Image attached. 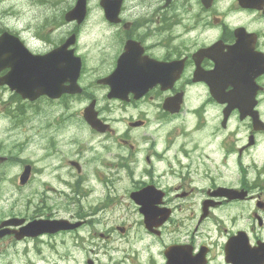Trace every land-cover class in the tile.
I'll return each instance as SVG.
<instances>
[{"label": "flooded vegetation", "instance_id": "flooded-vegetation-1", "mask_svg": "<svg viewBox=\"0 0 264 264\" xmlns=\"http://www.w3.org/2000/svg\"><path fill=\"white\" fill-rule=\"evenodd\" d=\"M143 1L148 2V4L142 6L141 2ZM136 2L139 4L138 6ZM143 13H147L145 17H149L150 26L141 24L140 18ZM109 26L122 35V40L135 39L141 42L145 53L151 58L166 64L183 59V72L170 90L154 89L146 92L145 96L141 98H136L130 93L124 100L109 99L107 94L102 95L97 92L85 95L86 102L95 101L101 120L109 124L111 128L101 134L87 126L89 133L98 136L96 142L101 145V150L107 153L110 152V149L104 145V139L118 137L117 149L110 154L111 159L118 162L116 169H120L121 174L127 177L128 183L135 177L137 181H134L133 185L125 192V201H121L123 197L119 198L118 196H113L111 199V194L108 191L103 201H99V204L95 205V199L89 196L92 189L87 188V186L83 189L79 186V183L84 182L85 178L84 183H87V177H83L81 172L75 171L77 179L73 184L72 181L57 175L64 173L59 170H67L62 169L63 165L59 164L51 171L52 186L47 181L45 163L44 168L32 169L25 185V193L33 189L31 180L34 172L39 173L42 189L37 188L32 197H25L26 205L30 203L33 205V213L30 215L27 212L24 215L25 221L64 219L75 223V226L72 229L65 228L55 233H44L34 239L25 238V263L41 264L39 262L41 261L42 264H133L129 252L136 253L141 250L146 254L142 264H157V255L162 256L163 264H166L164 251L173 244L190 243L194 251L197 252L204 245L213 247L218 243L223 244L227 238L240 230L249 233L253 229V219L258 220L259 225L263 226L264 220L261 219L260 214L264 215V207L260 213L253 208L251 212L246 214V217L244 215L241 219L242 226L223 229L219 233V236L223 238L216 240L214 244L213 242L205 244V240L198 242L200 233L198 229L205 220L196 217L191 232L188 227L179 231V227L172 224V213L166 223L159 227L152 226V231H149L139 212L140 206L130 196L132 192L139 191L146 186H153L163 193L160 206L173 211L182 207L191 208L192 205H195L192 208H196L195 199L199 194L202 195L198 203L200 208L203 201L207 199L204 195H208L209 190L215 188L214 183L197 178L200 177L205 166L204 156L200 153L199 146L195 145L190 150L187 145L181 146L178 141L169 140L157 134L158 123L156 120L159 114L166 116L168 120L182 116V113L178 115L166 114L160 110L166 97L181 91L184 92L185 97L198 95L199 90L194 88L199 87V84L193 82L195 54L197 55L199 50L206 45L214 41L233 44L236 40V31H242L254 35L253 49L264 55V0H242V2L240 0H209L208 6L203 3V0H171L167 6L164 5L163 0H125L120 10L119 24ZM207 33L213 35V39L205 40ZM207 38L209 39L208 36ZM208 41L209 43H207ZM124 44L125 42L120 43V45ZM199 59L203 69L211 68L210 60L204 57ZM168 74H173L170 67L166 72V75ZM256 82L259 86L256 108L259 114L263 115L264 74L258 76ZM214 104V109L217 112L221 111L217 118L219 123L224 106L216 102ZM156 108L155 119L151 112ZM187 109L191 110L189 107ZM111 110H117L119 113V118L114 120V123L111 122V117L108 114ZM231 116L235 117L242 127L249 126L251 130L249 132L244 131L246 135L253 133L254 128L249 117L241 120L237 110H233ZM214 120L215 118L211 119L212 122ZM68 129L55 122L46 123L44 131L40 133L45 141L42 147V161H54L63 156L64 153L61 148H58L60 143L72 146L74 139L68 137L70 135ZM219 129L222 130V126H219ZM238 141L239 136L235 132L229 139L230 147L224 149L226 152L224 157L235 163V171L241 169L240 179H236L234 183L227 186L244 190L247 195L241 201L210 199L214 203V209L217 210L229 208L237 203L255 207L261 205L259 200L264 197L263 185H259L258 180L256 183L253 180H248V176L252 174V166H247L248 160L245 159V166L242 167L243 159L227 154L229 151H237L241 157L243 152L249 148L244 142L238 145ZM221 143V140L217 141V153L215 155L217 160L222 158ZM74 151L76 155L82 153L81 148H75ZM5 153L8 154L9 159L12 158L13 155L10 151ZM72 159L75 158L72 156L66 158V163L70 167L72 166L69 162ZM109 171L107 169V171H103L101 176H98L96 182L99 185L109 183V177H105ZM194 176H197L196 178L202 188L193 181ZM218 185L221 184L217 183L216 187ZM257 186L259 189L256 188ZM47 191L57 194L65 202L58 208L48 206L46 203ZM117 198L120 201H116V204L122 206L121 209H125V211L113 213L110 205ZM157 203L155 197L154 201L150 202V206L156 207ZM74 208H76L75 211ZM175 231L178 234L176 238H174ZM46 253L57 255V257L54 258L53 262L45 257L36 260L29 258ZM180 255H184V253H180ZM175 260L179 262L180 256L174 258ZM137 264L141 263L138 262ZM213 264L224 263L219 257V260H214Z\"/></svg>", "mask_w": 264, "mask_h": 264}, {"label": "rangeland", "instance_id": "rangeland-1", "mask_svg": "<svg viewBox=\"0 0 264 264\" xmlns=\"http://www.w3.org/2000/svg\"><path fill=\"white\" fill-rule=\"evenodd\" d=\"M55 1H57V5H51L52 0H0V12L4 16H6V20H3L1 24L7 23V25L12 29L18 30V35H20L22 38L25 37V40L30 43L31 47H33L34 50H39L40 47L46 49L47 45L54 44L52 43V41L58 43L61 38H64L66 36V33L69 30V27L65 24L61 26L58 25L61 24L60 15L62 14L63 9L67 5H72L73 1L63 0V2L60 3L59 0ZM91 2L94 3L95 0H91ZM89 12V23L88 25H84L86 26L84 29L81 28V30L79 31L80 37L77 41V49L83 54V56H85L86 59L88 58V60L86 61L87 66L92 65L97 56L107 54V51L109 49L108 47L111 44L117 42V36L115 34L110 33L105 28H102L103 22L101 19V15L99 14L98 5H95V7L91 8ZM93 26L97 30V34L92 29ZM112 37H115V39H113ZM95 39L98 40V44L97 47L93 48L91 47L90 43H92ZM3 93H5V91L0 89V140L2 141L1 144H4L0 148H2V151L13 149L14 142L12 138H16L17 141L20 142L23 141L25 137V147L21 150V154H19V157L25 158V160L30 163L32 162L31 164L35 168L39 169V167H41L42 165V162L38 161L39 148L37 145V141L35 140L36 136L33 137L32 134L39 136V131H44L42 127H45L46 122L54 119H48L50 114L48 108H45L44 101H38L37 103L32 105L25 103V107H23L20 103H16L15 101H13V99L7 102L6 94ZM74 104L75 105L70 108V111L71 113H76V116L72 115L67 120V122H70L72 126V121L79 117L78 111L82 107L80 106V104H78V102ZM6 112H8L9 116L6 114ZM55 121L60 125L65 121V119L56 118ZM13 122L14 124H19L18 127L23 132L22 134H19L16 129H4V127L10 126ZM8 131H11V133H8ZM81 133L83 132H80L78 129H76V131H73L72 129L70 135L74 139H76V144L71 147L61 144L59 147L61 148L65 157L70 154V148L73 149L77 145L84 148L81 157L78 159L84 166V172L82 173V176L86 177V174H88L87 183H84L86 178L84 179V182L81 181L79 183V186L85 189V186L88 187V185H90L89 183L95 180L96 174L100 168L98 170L91 171L90 169L101 167L103 165V156L101 154V151H97L93 154L90 152H85V150L88 151L89 146L93 148H99V144L96 141L89 142L90 137H85ZM259 138L260 140H264V134L260 135ZM32 139H34V141H32ZM216 142L217 139H215V137L212 138L211 135V138L206 143V145L213 146ZM40 143L44 144L43 139L40 140ZM19 163L20 160L15 159L8 166L1 169V171L4 172V183L0 196V218L8 214L20 215L26 214L27 212L31 215L33 213V205L32 203L26 205L25 197H32L37 188L42 189L39 186L41 183L39 181L38 175H36V177L33 179L34 181L31 186L33 189H30L26 193L25 189H16V177L18 172L20 171L21 166L19 165ZM257 163L260 164L258 160ZM262 164L263 161L261 165ZM210 169L211 165L208 164L207 170L210 171ZM59 171L64 172L61 174H57L59 177L68 179L74 184V181L77 179V177L73 169ZM109 173H112V170H110ZM114 173L116 174L117 172L114 171ZM217 174H221L220 182L222 183L229 182L230 180L233 181L231 173L229 174L222 168L218 170ZM217 174H215L216 177ZM134 181H137L136 177L126 186L127 183L125 179L120 177L119 183L113 190H110V194L112 195L118 189L119 191H121L120 187H124L123 191L125 189V186L129 189L133 185ZM51 185L53 184L51 183ZM93 193L95 195V202L102 201L106 194V192H98L95 190H93ZM195 201L198 203L199 198H196ZM63 202H65L64 199L60 198L57 194L53 192H46V203L48 206H51L52 208H58ZM88 203L91 202L88 201ZM192 207H195V205H192L191 208ZM75 210L76 208H74V211ZM189 210V208H185L175 213L174 220L177 223L176 227H178L179 222H182L181 219H184L187 222L186 218L190 214ZM193 211L194 209H191V212ZM232 211L241 212L242 210H240L239 208H227L216 211V215H212L213 217H211L210 220H207L206 226L201 227L200 230H202V232H200L198 235V242L207 240V242H213L214 244L220 229L231 228V226H228V220L229 224H232L231 219H229ZM215 222H219L221 226L220 229ZM188 223V228L190 231L193 225V221L189 220ZM185 228H187V226L182 225L179 231L184 230ZM176 233L177 231H175L174 233V238L178 236V234ZM217 251L218 246L215 247V252H213L212 255ZM129 253L131 255L130 260L133 261V264H137L138 262L142 264L143 260L146 257L145 252L141 250H138L136 253H134L133 251ZM47 259L51 262H53L54 260L52 256H48ZM156 259L157 264H163V260L160 255L159 257H156ZM215 259L219 260V257L215 256ZM25 262V241L15 242L4 240L0 243V264H25ZM39 262L42 264L41 261Z\"/></svg>", "mask_w": 264, "mask_h": 264}, {"label": "water", "instance_id": "water-1", "mask_svg": "<svg viewBox=\"0 0 264 264\" xmlns=\"http://www.w3.org/2000/svg\"><path fill=\"white\" fill-rule=\"evenodd\" d=\"M82 7L83 10L79 13L78 9L81 11ZM83 13L84 0H79L77 9L69 12L66 18L67 20L71 18L79 19L83 16ZM18 43V40L14 38L0 45V66L10 67L9 85L11 88H15L23 97H30V94L33 92L37 95L39 92L49 93L50 91L47 87H38L43 79V83H53L50 78L41 77V65L44 61V57L31 56L27 50ZM57 56L63 58V62L61 60L62 66H59L60 72L65 75H71V82H74L76 77L75 69L70 64L66 55L57 52ZM24 181L25 175L21 177V182L23 183ZM239 262L240 261H238V263ZM239 264H241V262Z\"/></svg>", "mask_w": 264, "mask_h": 264}]
</instances>
